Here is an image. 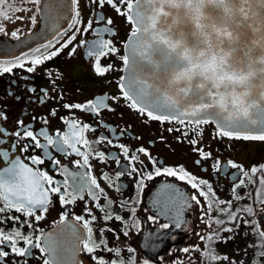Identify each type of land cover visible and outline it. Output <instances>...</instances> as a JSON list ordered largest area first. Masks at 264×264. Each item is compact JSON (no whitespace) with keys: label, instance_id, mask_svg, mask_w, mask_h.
I'll return each mask as SVG.
<instances>
[{"label":"snow or ice","instance_id":"obj_1","mask_svg":"<svg viewBox=\"0 0 264 264\" xmlns=\"http://www.w3.org/2000/svg\"><path fill=\"white\" fill-rule=\"evenodd\" d=\"M28 2L36 6V12L43 11L45 13L43 20L45 25L50 27L52 36L47 39L46 43L35 47L29 54L19 56L6 64L0 63V74H11L14 69L25 68L27 72L32 73L36 71L38 66L57 57L70 45L69 55H75L77 48L85 47V55L93 61L94 71L97 75L106 76L113 71L112 63L102 65L101 61L115 56H119L130 75L126 79L121 78V81L118 82L119 96L101 95L85 103L64 104L63 107L68 109L70 113L72 110H78L99 119L102 112H114L116 109L112 104H119L120 99H123L125 101L124 106L143 117L144 123L158 122L159 124L174 125L167 130L180 133V136L192 145V151L200 157L195 161L197 165H200L202 161L213 159L211 152L196 147L200 142L197 137L203 134L201 128L203 125L214 124L217 137H227L229 140L264 141V103L259 106L258 112L253 117V113H250L247 108L236 111L235 105L230 113L223 99L219 102V108L223 111H218L215 97H210L203 103L192 104L186 101L177 105L172 96H169L162 89L159 73L152 61V51L150 46L144 42L143 37V33L148 32L155 25L154 19L149 23V13L154 11V6L158 0H90L91 4H96L99 8H104L107 5L118 16L125 17L127 23L133 25L129 39L124 42L126 52L123 55H119L120 49L117 44L111 38H106V36L111 37L116 34L111 27L114 20L111 17L106 18L100 15L98 21L106 26L94 27L92 20H86L82 17L81 0H66V3L47 5V7L42 3V0H28ZM241 3L243 5L242 11L249 15L258 13L257 19L264 24V0H241ZM7 5H9V0H0V18L2 19H11L5 12ZM123 5H126V8H123ZM27 11H32V9H27ZM17 19L23 20V17L20 16ZM29 20L32 25H35L37 23L36 15L30 16ZM61 21L70 22L62 26ZM243 29L247 31V24L243 26ZM0 33L5 36L9 35L2 26H0ZM89 34L94 35L91 41L77 40L78 36L83 37ZM10 35L15 40L21 39L17 30L11 31ZM247 39L245 36V42ZM31 91H35V89H31ZM187 91L184 89L182 94ZM44 92L46 95L47 90ZM51 114L55 115L56 113L53 111ZM0 119L6 120L7 117L0 112ZM61 119L68 130L63 133L58 130L55 133V139L45 129H41L39 133L28 130L23 121L18 122L23 131L17 130L9 133L0 127V145L4 143L6 136L14 138L10 150H0V160L7 163V167L0 170V213L5 211L20 213L25 218L23 221H21V216H8L7 220L14 223L22 222L31 229L33 227L32 221L38 222L43 219V215L37 213L48 211V206L52 202V194H56L59 202L67 206L74 204L77 199L84 200L86 193L87 196L91 197L93 206L99 209L103 215L97 217L92 208L86 205L85 212L88 218L84 215H78L73 218L75 223L68 224L66 222L69 217L67 215L62 216L61 223L65 224V229L62 231H68L72 240L70 264H82L81 261L75 259L79 253L89 255L93 264H136L135 248L129 246L127 252L130 255L125 257L120 248L110 245L104 237L103 232L106 230L113 233L116 239H119L120 233H117L115 228L102 227L98 234L94 230V225L98 219L105 225L109 221H117L123 229L122 235L124 237H129L133 229L141 230V222L136 217L137 208L133 205L143 202L141 197L147 187L146 181H154L158 177H171L193 190L189 193L175 183L164 181L153 185L155 189L153 205L157 209V214L149 216L147 220L158 222V217L165 218L168 222L160 223L161 230H167L173 226L181 228L182 225H185L184 213L194 205L200 212L201 222L208 228H212L213 224L218 226L224 224L225 221L220 219L221 215L227 217L228 223L237 225L243 219V216L239 214L241 211L246 215L256 216V211L251 205L242 210L233 211L232 200L242 199L240 190L246 188L248 184H255L260 189H264V166H252L245 169L243 166L229 161L227 166L238 171L232 176L233 183L230 187V192L233 194L232 199L223 200L217 195L212 182L197 177L183 165L165 166L147 148L138 146L133 150L125 144L114 143L106 136H99L97 140L90 141L85 133L89 130L96 131V128L90 123H82L81 118L77 117L71 119L62 117ZM44 122L47 123L46 120ZM105 127L107 126L105 125ZM190 134L193 138L187 139ZM180 136L177 137L178 141H180ZM41 137L46 143L41 142ZM135 139L139 140L141 137L137 136ZM160 139L163 140V137ZM21 141L26 142L21 143ZM102 143H107L116 148L118 152L122 153L127 163L121 164L120 155L105 156L104 152L96 153L95 145ZM49 146H54L55 151L64 156L80 157L81 159H75L71 163L76 168L86 169V171H70L67 166L62 165L61 161L52 155ZM81 147L90 151H82ZM17 148L22 155L28 153L26 157L28 163H25L21 156L12 158V154ZM36 149L42 150V154H33ZM136 152L140 155H136ZM94 153L96 159L101 163H106L109 158L115 160L120 167V171L115 173L117 180L124 175H128L133 180L132 192L127 199L119 202L121 209L128 210V219L119 213L113 214L110 211L114 200L106 191V188H114L116 192L123 193L127 190V184L114 183L107 172L101 173L98 179L97 175L91 172L92 165L89 158ZM46 160L50 163L53 171L64 176L63 181L56 180L46 169L39 167L44 165ZM211 166L218 173L222 170L219 160H215ZM101 181L106 187H102ZM101 199L105 201V204L100 203ZM258 202L264 205V198H259ZM261 210L264 211V209ZM213 212L217 213L215 217L212 215ZM2 223L4 220H0V224ZM244 223L246 225L255 224L257 235L264 241V229L259 227V225L264 224V220H244ZM222 230L231 232L233 229L223 228ZM218 236V232L201 236V241L206 242L205 249L195 245L191 248H183L181 251L186 254L189 252L200 253L205 264H216L222 259L227 260L226 256L220 257L214 254L211 248V243ZM158 239L163 241L164 237H158ZM171 239H175V237L172 236ZM41 240H46L45 246H41ZM261 246L264 247V243ZM152 247L158 248L159 245H152ZM36 248L48 257L44 260V264H69V259L64 255L63 244L55 239L53 234L34 238V235L27 234L20 229L13 228L9 231L0 229V264H13L6 259L9 255L23 259L26 264V258ZM105 253L110 255L106 257ZM15 264H20V261H16ZM143 264H150V262L145 259ZM172 264H176V261L174 260ZM180 264L183 262L181 261ZM193 264H195L194 260Z\"/></svg>","mask_w":264,"mask_h":264},{"label":"flooded vegetation","instance_id":"obj_2","mask_svg":"<svg viewBox=\"0 0 264 264\" xmlns=\"http://www.w3.org/2000/svg\"><path fill=\"white\" fill-rule=\"evenodd\" d=\"M35 7L28 0H9V5L5 6V12L11 19L0 18V26L4 27L9 35L5 36L0 33V38L14 41L15 39L10 35L13 30H17L20 37L35 31L42 19V13L36 12ZM122 7L126 8V5ZM27 9H32V11H27ZM81 13L84 19L94 22V27L106 26L98 21V16L111 17L114 20V24L111 27L116 34L111 37L106 36V38H111L117 44L120 49L119 55L125 54L124 42L129 39L133 29V25L127 23L125 17L118 16L107 5L104 8H99L96 4H91L90 0H81ZM32 15H36L37 23L35 25H32L29 20ZM20 16L23 17V20L17 19ZM93 38L94 35L89 34L83 37L78 36L77 40L91 41ZM34 48L12 58L0 56V63L6 64L19 56L29 54ZM70 48L71 45L69 48H65L57 57L38 66L35 72L29 73L25 68L14 69L11 74H0V112L7 117L6 120L0 119V127H3L9 133L17 130L23 131L18 124L19 121H23L28 130L39 133L41 129H45L55 139V133L58 130L62 133L68 130L67 126L62 122V117L65 119H71L72 117L81 118L82 123H90L96 128L95 132L89 130L85 133V136L90 141L97 140L99 136H106L113 140L114 143L125 144L133 150L138 146H143L157 160L162 161L165 166L183 165L197 177L212 182L217 195L223 200L232 199L233 194L230 192V187L233 183L232 176L238 171L227 166L229 161L235 162L245 169H249L252 166H264V141L229 140L227 137H217L215 125L211 123L201 126L203 134L197 137L200 142L196 147L211 152L213 159L202 161L200 165H197L195 161L200 157L196 152L192 151V145L187 143L185 138L180 136V133L167 130L174 125L159 124L158 122L144 123L143 117L139 116L134 110L124 106L125 101L123 99H120L119 104H112L116 109L114 112H102L99 119L78 110H72L70 113L68 109L63 107L64 104L85 103L101 95L119 96L120 90L117 85L121 78L124 77L125 69L119 56L110 57L102 60L101 63L102 65L112 63L113 71L106 76H99L94 71L93 61L85 55V47L77 48L75 55H69ZM31 89H35V91H31ZM44 90H47L46 95ZM109 103L112 102L109 101ZM53 111H55V115L51 114ZM45 120L47 123L44 122ZM137 136L141 137V139H135ZM178 136H180V141L184 142L178 141ZM160 137H163V140ZM192 138L193 136L190 134L187 139ZM13 139L12 136H6L4 143L0 145V150H10ZM40 139L42 143H46L42 137ZM25 142L21 141V143ZM95 147L96 153L104 152L105 156L120 155L121 164L127 163L122 153L107 143L97 144ZM81 150L90 151L84 147H81ZM30 151L32 150L30 149ZM49 151L61 161L62 165L67 166L70 171H86V169L76 168L71 163L75 159H81L80 157H75L74 155L64 156L56 152L54 146H49ZM33 154L40 155L42 150L36 149ZM135 154L140 155L138 152ZM27 155L28 153L22 155L19 148H17L12 154V158L21 156V159L28 163ZM141 158L143 159L142 156ZM89 159L92 165L91 172L97 175L98 179L101 173L107 172L114 183L127 184V190L123 193L116 192L114 188H106V191L114 200L110 211L113 214L119 213L125 219H128V210L121 209L119 202L127 199L132 192L133 180L128 175H124L117 180L115 173L120 171V167L111 158L106 163H101L96 159V154L94 153L90 155ZM215 160L221 162L222 170L219 173L211 166ZM6 167L7 163L0 160V170ZM39 167L46 169L56 180H64V176L58 175L57 172L53 171L47 160L44 165ZM160 181L175 183L189 193L193 191L171 177H158L154 181H146L147 187L141 197L143 202L133 205L137 208L136 217L141 222V230L133 229L129 237H124L122 235L123 229L119 222L109 221L105 225L99 219L94 225V230L99 234L102 227L115 228L117 233H120L119 239H116L113 233L106 230L103 232L104 237L110 245L120 248L125 257L130 255L127 252L129 246L135 248L136 264H143L145 259L149 260L150 264H172L174 260L176 264H180L181 261L183 264H193V260L195 264H205L200 253L189 252L186 254L181 249L191 248L195 245L205 249L206 242L201 241L200 237L212 232L219 233L218 238L211 243L214 254L228 258L227 260L222 259L216 264H264V254H262L264 253V247L261 246L264 241L257 235L255 224L246 225L244 223V220H264V211L261 210L264 209V205L258 202L259 198H264V189H260L255 184H248L246 188L240 190V196L243 198L232 200L233 211L242 210L249 205L256 211L255 217L246 215L241 211L239 214L243 216V219L240 220L238 225L228 223L227 217L221 215L220 219L225 221V223L219 226L213 224L212 228H208L201 222L200 212L194 205L184 213L185 225H182L181 228L173 226L167 230H161L160 223L168 222L165 218L158 217V222L147 220L149 216L157 214V209L153 205L155 198L153 185H157ZM101 184L102 187H106L103 181H101ZM51 201L46 213H37L43 215V219L38 222L32 221L33 227L31 229L22 222L14 223L7 220L8 216H21L20 213L9 211L0 213V220H4V223L0 224V229L4 231H9L13 228L20 229L27 234L34 235V238L53 234L55 239L63 244L64 255L69 259L70 264L72 240L68 231H62V229H65V224L61 223L62 216L67 215L69 217L66 222L68 224L75 223L73 218L78 215H84L88 218L85 212L86 205L92 208L93 213L97 217L102 216L103 213L93 206L91 197L87 196L86 193L84 200L77 199L74 204L67 206L59 202L56 194L51 195ZM100 203L105 204V201L101 199ZM106 210L109 209L106 208ZM212 215L215 217L217 213L213 212ZM24 219L21 216V221ZM259 227L264 229V224L259 225ZM223 228H232L233 230L228 232L223 231ZM172 236L175 239H171ZM158 237H164L163 241L158 239ZM45 244L46 240H41V246H45ZM152 245H159V247L154 248ZM104 255L107 257L110 254L105 253ZM46 258L48 257L36 248L26 258V264H44ZM6 259L13 262V264L16 261H20V264H25L23 259L12 255H9ZM75 259L81 261L82 264H93L92 258L86 253H79L75 256Z\"/></svg>","mask_w":264,"mask_h":264},{"label":"water","instance_id":"obj_3","mask_svg":"<svg viewBox=\"0 0 264 264\" xmlns=\"http://www.w3.org/2000/svg\"><path fill=\"white\" fill-rule=\"evenodd\" d=\"M42 3L47 7L66 0ZM242 8L241 0H158L149 13V23L154 19L155 25L143 33L144 42L162 89L177 105L215 97L218 111H223V99L230 113L235 105L236 111L247 108L255 117L264 103V24L258 13L249 15ZM41 13L35 31L20 40L0 38L1 57L12 58L47 42L52 33ZM129 75L124 69L123 78ZM184 89L188 91L182 94Z\"/></svg>","mask_w":264,"mask_h":264}]
</instances>
